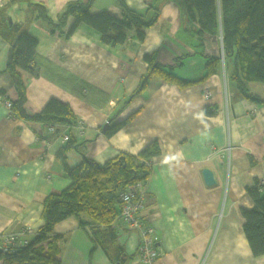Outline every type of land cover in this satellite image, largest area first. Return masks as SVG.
<instances>
[{
  "label": "crops",
  "instance_id": "0c3cea01",
  "mask_svg": "<svg viewBox=\"0 0 264 264\" xmlns=\"http://www.w3.org/2000/svg\"><path fill=\"white\" fill-rule=\"evenodd\" d=\"M71 1L0 0V95L17 98L7 70L12 35L3 33L6 16L37 40V74L18 71L26 114L55 99L74 116L51 133L44 124L9 117L0 104V234L28 227L30 240L43 225L46 197L70 184L57 155L67 145L62 134L74 144L63 153L70 168L83 156L103 165L156 143L140 211L157 237L154 264H264V255L251 253L241 217L252 207L247 188L264 180V102L240 94L231 62L207 66L210 57L220 58V35L196 34L197 23L172 0H123L141 13L157 2V20L143 41L131 32L125 44L106 45L86 25L66 37L72 20L60 30L54 24ZM99 12L123 17L117 0H93L90 13ZM154 64L175 82L154 74L143 84ZM247 91L264 101L263 86L249 83ZM204 169L213 174V185H206ZM120 225L113 224V240L105 230L94 236L74 217L59 222L53 229L59 264H142L138 235Z\"/></svg>",
  "mask_w": 264,
  "mask_h": 264
},
{
  "label": "trees",
  "instance_id": "16d2710c",
  "mask_svg": "<svg viewBox=\"0 0 264 264\" xmlns=\"http://www.w3.org/2000/svg\"><path fill=\"white\" fill-rule=\"evenodd\" d=\"M178 6L181 15L197 23L196 34L221 35L225 63L233 65L232 78L241 95L253 101L264 102L255 95L247 93L249 83L264 85V0H172ZM93 0H76L66 4L54 26L60 30L71 19L65 36H70L80 25H86L100 34L101 41L110 46L123 45L131 32L137 41L145 37V29L152 26L158 17L157 2L145 12L128 9L123 0H117L123 17L116 18L106 12L90 13ZM39 6L40 18L53 27L45 8ZM5 37L11 33V48L7 61V70L13 80L17 98L11 100V117L27 123H41L45 126L60 127L69 125L74 116L68 105L50 99L41 111L27 115L24 110V85L18 71L37 74L35 49L37 40L23 32L16 24H9L4 16ZM3 24V25H4ZM9 30V31H8ZM145 59L152 63L151 55ZM219 57H210L207 66L216 65ZM158 65L149 68V77L157 74L167 80L175 77L166 73ZM179 81V80H178ZM180 86L189 82L181 81ZM135 94V93H134ZM133 94V95H134ZM111 132V131H110ZM109 131L105 134L109 135ZM60 150L58 158L70 184L58 194H51L43 202V225L28 240V245L9 250L0 256L1 264H59L56 257L58 237L53 229L59 222L74 217L80 225H88L96 236L99 230H105L114 240L113 222L120 209L118 194L128 185L145 182L150 174L149 160L158 154L156 143L144 147L137 155L119 153L103 165L84 158L74 168L68 167L64 151L74 146L69 139ZM247 195L252 202L250 209H242V230L255 257L264 255V184L255 181L247 188ZM86 217L87 220H83ZM89 220V221H88ZM112 234V235H111Z\"/></svg>",
  "mask_w": 264,
  "mask_h": 264
},
{
  "label": "built area",
  "instance_id": "2783aa9c",
  "mask_svg": "<svg viewBox=\"0 0 264 264\" xmlns=\"http://www.w3.org/2000/svg\"><path fill=\"white\" fill-rule=\"evenodd\" d=\"M0 104L4 105L8 116L11 117V100L0 95ZM47 128L51 133L56 131V127L54 126H48ZM77 128L79 129V133L83 134V126L78 123ZM61 139L64 142L68 141V135L62 134ZM259 184L263 185L264 180H260ZM144 199L145 195L143 192V184L141 182L130 184L125 189L121 190L118 194L120 209L113 224H121L128 230L135 232L139 238L137 248V257L139 261L142 264H154L158 257L154 248L157 242V237L153 228L148 225L140 215V211L145 206ZM28 234H33L31 228L28 227L22 228L16 233L8 232L0 234V250L3 253H6L9 250L28 245V240L25 239V236Z\"/></svg>",
  "mask_w": 264,
  "mask_h": 264
},
{
  "label": "water",
  "instance_id": "95a60500",
  "mask_svg": "<svg viewBox=\"0 0 264 264\" xmlns=\"http://www.w3.org/2000/svg\"><path fill=\"white\" fill-rule=\"evenodd\" d=\"M8 22L11 24V19H8ZM107 128H109V122L106 123V126L103 127L102 132H104ZM202 175H203V179L206 183V185L210 186L214 184V180H213V174L211 173L210 170L208 169H204L202 171ZM3 254V252L0 250V256Z\"/></svg>",
  "mask_w": 264,
  "mask_h": 264
},
{
  "label": "rangeland",
  "instance_id": "374dc122",
  "mask_svg": "<svg viewBox=\"0 0 264 264\" xmlns=\"http://www.w3.org/2000/svg\"><path fill=\"white\" fill-rule=\"evenodd\" d=\"M219 41H220V51H222V55L220 56V58L223 59V58H224V55H223V44H222V37H221V35H220ZM255 85H256V84H255ZM257 85H261V86L264 87L263 84H258V83H257ZM255 90H256V88L254 89V92H255ZM32 233H33V232H32Z\"/></svg>",
  "mask_w": 264,
  "mask_h": 264
},
{
  "label": "bare ground",
  "instance_id": "6f19581e",
  "mask_svg": "<svg viewBox=\"0 0 264 264\" xmlns=\"http://www.w3.org/2000/svg\"><path fill=\"white\" fill-rule=\"evenodd\" d=\"M221 55H222V51H220V56H221ZM220 59H221V58H220ZM221 61H222V63L225 62V61H224V58L221 59ZM11 118H12V117H11ZM66 142H67V141H66ZM229 150H230V149H228V151H229Z\"/></svg>",
  "mask_w": 264,
  "mask_h": 264
}]
</instances>
